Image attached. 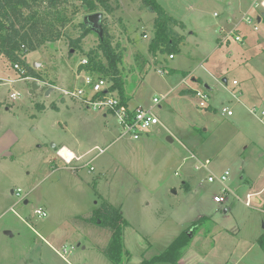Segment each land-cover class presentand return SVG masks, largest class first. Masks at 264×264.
<instances>
[{"label":"rangeland","instance_id":"obj_1","mask_svg":"<svg viewBox=\"0 0 264 264\" xmlns=\"http://www.w3.org/2000/svg\"><path fill=\"white\" fill-rule=\"evenodd\" d=\"M156 1L184 24L169 28L171 37L182 34V50L169 63L168 56L166 59L161 57L167 53L157 54L160 62L182 69L195 68L200 64L199 60H203V55L213 52L216 39L213 34L207 37L205 27L218 19L214 12L219 13L221 3L210 0ZM108 4L109 11H99L103 12V24L107 26L113 45H118V50L123 51L120 70L123 77L126 74L129 76L127 87L132 93L136 92V98L131 101L135 104L151 103L155 96L162 98L169 94L167 99H161L160 107L154 108L161 121L159 126L152 128L157 140L137 148L135 144H140V141L119 137L124 128L113 114L108 113L103 117L102 111L93 110L90 106H86L89 108L86 110L85 105L78 104L71 110L65 108L61 114L55 110L49 111L41 137L42 132L35 134L30 129L27 109L35 104L31 103L27 87H23L21 82L15 84L11 90L20 93L16 104L11 107L8 102L0 104V136L5 135L0 142V264H112L94 244L107 246L109 232L106 235L94 234L91 240L89 226L78 220L79 216H90L97 209H102L105 203L119 207L123 216L132 223L125 241L132 253L129 264H144L143 251L150 243L149 256L161 253L178 234L187 229L192 240L183 253L190 248L185 264H204L203 258L208 259L209 264H264V192L261 195L252 194L251 205H246L247 194L261 190L264 178L257 179L253 186L249 184L250 179H241V169L224 156L233 149V146L230 147L231 136L227 137L229 147H225L221 153L217 151L221 147V137L216 136L214 143L215 133L220 134L225 125H221L220 103L229 100L230 91L235 90L233 87H246L245 73L248 70H228L225 73L228 85L223 83V77L214 78L207 70H198V74L214 87L210 91V102L218 106L217 110L199 107L197 98L192 96L178 98L180 87L176 88L175 84L182 75H173L167 80L169 73L166 65L165 68L157 65L156 69L148 66L147 57L152 55L149 56L147 50L156 29L155 12L142 0H108ZM75 9L77 12H74ZM68 13L69 22L62 28V38L28 54L30 62L37 63V68L42 66L43 60L48 59L57 72L62 70L64 77L68 78L71 74L74 78L72 73L87 59L85 54L98 47L99 35L92 31L80 43L82 50L73 47L71 40L80 35L81 23L89 13L80 0L70 2ZM191 31L195 34H191ZM144 34L148 37L145 38ZM63 61L66 68L62 67ZM6 63L8 67L12 66L8 60ZM0 65L4 66L2 60ZM160 67L163 68V75L158 72ZM9 68L7 71L15 73ZM249 71L255 75L251 79L253 86L260 89L258 75L255 71ZM234 79L240 84L234 86ZM77 86L74 82L71 88ZM9 90V87L0 85L4 99L5 95H9ZM176 94L177 98L174 96ZM225 103L234 107L235 118L250 116L241 105ZM56 118L68 120L70 129L65 131L61 126L53 125ZM250 119L245 122H251L256 128L258 121L253 117ZM162 125L166 128H162ZM159 128L161 131L157 133ZM9 130L12 132L8 133ZM103 131L105 138L100 135ZM228 132L231 130L228 129ZM10 133L17 134V139H20L12 150L8 149L9 145L3 146L6 138L8 140L7 134L11 138ZM172 133L180 136L189 149L199 154L206 153L200 148L214 147L207 152L212 163L207 168L196 169L194 159L189 157L184 160L191 152L179 140H172ZM72 136L78 137L82 149L98 145L106 150L99 154L95 148L83 160L86 163L75 161L67 165L56 156V150L62 140L71 141ZM36 138L41 139L43 147H38L41 143ZM53 144H57V147L54 148ZM61 154L68 161L74 157L73 151L67 147L61 148ZM227 168L230 175L224 184L218 180L208 181L210 172L218 176ZM176 170L180 175H175ZM246 170H249L253 180L259 171L264 173L261 166ZM191 175L194 179L187 180ZM224 187L229 190L224 192ZM18 188L22 189L20 195L11 193V190L17 191ZM175 189L176 193L173 191ZM219 194L225 195L223 203H216L213 199ZM40 207L47 212V216L35 214ZM202 216L206 217L202 224L196 231H191L192 223ZM89 222L94 226L100 225L93 224L91 220ZM95 230L101 229L96 227ZM261 237L263 242L260 241ZM45 239L51 240L53 247Z\"/></svg>","mask_w":264,"mask_h":264},{"label":"crops","instance_id":"obj_2","mask_svg":"<svg viewBox=\"0 0 264 264\" xmlns=\"http://www.w3.org/2000/svg\"><path fill=\"white\" fill-rule=\"evenodd\" d=\"M210 1H216L217 3H219V2L221 3L219 13H217V11L214 12V15H218V19L216 18V20H214L212 25H210V26L207 25L205 27V31L208 35L207 37H211V34H213L214 38L216 39L215 46L213 47V52L203 55L204 56L203 60L202 59L199 60L200 64L198 66H196L195 68L188 70V69H182L178 66H175V67L172 66L171 67L169 64H167V65L162 64L160 62V60H161L159 58L160 56H157V55L153 56L149 52V49H148L147 53L149 54V56L152 55L150 57H147V59L149 61L148 66L150 68L154 67L155 69H156L157 65H159V66L163 65L162 67H164V68L167 66L168 67V73H169V77L167 78V80H169L173 75H180V74L182 75V77H180L175 84L176 88L180 87V89L177 91L180 97H178V95L176 94V95H174L176 98L177 97L178 98L188 97V96H192V97L196 98V96H195L196 90L201 89V88H206L205 83L211 87V88H207L209 90V92L214 89V87L211 86L208 81H206L201 75L198 74V70L200 68L207 70V73L208 74L210 73V75L214 78L223 77V83L225 85H228V82H227L228 79L225 77V73L228 70H230L231 68L232 69L233 68H245L246 70H248L245 73V76L247 78L246 87L244 85H242L239 89L233 87L235 90L230 91L231 95H230L229 100L228 101H222L220 103V104H222L221 105L222 108L224 106H228L230 109H232L233 115H231V116L223 115V113L220 111L221 112L220 116L223 118V119H221V123H222L221 125H223V123H225V125L223 126L224 130L221 131L220 134H219V132L215 133L214 143H215L216 136H217V138L221 137V147L217 150L221 153L222 150H225V147L226 148L229 147L228 146L229 140L227 137L231 136L232 139L230 140V147L233 146V149L229 148L230 149L229 154L225 153L224 156L230 160H233L232 163L237 164V166L241 169V173H242L241 179L242 180L250 179L249 184H251L253 186V184H256L257 179L264 178L263 177L264 173H262V171H259L257 176L254 177V180H253V177L250 176L249 170H246L249 168H250V170H252V168H259L260 166H261V168H264V128H261V126L258 124V123H260L264 126V91L263 92L261 91L264 88V16H262L264 9L261 6L262 0H236L237 1L236 3L231 2V0H210ZM246 17L251 18V23L247 22L244 19ZM225 30L226 31H233L236 34L241 35L243 40L237 41V40L233 39L232 41H227V42L222 41L220 38L221 33H222L221 31H225ZM191 34H195V32L191 31ZM176 37H182V34L179 33ZM182 43H183V37H182V42L180 44L181 50H182ZM200 46H201V44L198 43V47H200ZM157 54L160 55L159 53H157ZM27 55H28V57H26L27 62L33 66V68L36 70L37 73H39L41 75V79L34 78L31 76L20 77L21 75H19V72H17L12 66H9L10 67L9 68L7 63H6L7 59L4 56L0 55V61L2 60V63L4 64V66L0 65V85L3 87H9V89H10L9 93H8L9 95H5V99L3 98V91L0 93V104L1 105H2V103H6V102H8V106H10V107L12 105L16 104V100L19 98L20 93L18 91H15V90L12 91L11 90V88H13L15 84L21 82L23 87H27V92L29 93L31 103L35 104L34 107H29L27 109V110H29L28 116H30V120H31L30 129H32L35 134L36 133L39 134L44 130L43 125L45 122H48V120H47L48 115H49L48 113L51 110H55L58 114H61V112L63 110H65V108H67L66 110H68V109L71 110L72 108H75V106L77 104L80 106L85 105L84 108L86 110L89 109L86 107L87 105L83 101H81L80 99H76V101H74L73 99H71V98H69L63 94L61 95V90H58V88L59 89H75V88H71L74 82L78 84V86L76 88H79V87L83 86V84L85 82V76L90 74V73L86 72L85 70H79V67H78L77 70H75L72 73V76L74 78L71 77V74L67 78V76L66 77L63 76L62 70L57 72L55 69H53L52 61H50L48 59L43 60L42 66L40 68H37V67H34V64L36 63L35 61L30 62V54H27ZM169 55H170V53H167V54H163L161 57L163 59H166V56H168L167 61L169 63V60H171L169 58ZM174 55H175V57L173 58V60L176 59L177 54L175 53ZM164 65H166V66H164ZM62 67L66 68V64L64 61L62 63ZM70 67H71V65H70ZM7 68L14 70L15 73L7 71ZM249 69L252 71H255L256 74L258 75L256 77H258V79L261 81L260 82V85H261L260 89L261 90L259 89V87L253 86L254 83L251 82V79L253 77H255V75L251 71H249ZM162 70H163V68L160 67L158 69V72L163 75ZM180 71H182V72H180ZM128 77L129 76L126 74V76L124 77V78H126L125 82L128 81ZM68 79H69V81H68ZM35 80L39 81V86L35 90L34 93H31L32 88H33L32 85H33ZM234 81H237V80L236 79L233 80L232 83L234 84V86L235 85L237 86L240 84L239 81H237V83H234ZM224 87L226 88V86H224ZM125 89H126V94L129 97L128 102H130L132 105H141V106H145V107H152L153 110H155L154 108L161 106L160 104H161L162 100L160 101V103L158 105L154 104V98L157 96H155L153 98L151 103H149V101H145V102H140L142 104H135L131 100L136 98V92L135 93L131 92L132 90L127 87V82L125 83ZM191 91H193V93ZM11 93L16 94V97L14 99L11 98V96H10ZM244 93L247 96L246 101L243 98ZM168 96H169V94L167 93L166 95H164L162 97L166 98ZM6 98L8 99L7 101H5ZM164 98H162V99H164ZM211 99H212V97H211ZM225 102H228V103L232 102V103H237L238 105H241L248 114L250 113V116H243V117L235 118L234 116H236V115H235L234 107L231 106V104L230 105L226 104ZM210 104H211L210 105L211 109H213V110L218 109L217 105H213L212 102H210ZM22 105H24V103H22ZM38 105H43L45 108L43 110H39L37 108ZM52 105H54V107H52ZM197 105H198V101H197ZM17 107H18V105H17ZM93 110H96V109H93ZM252 110H254V112H252ZM96 111H99V110H96ZM107 114L108 113L102 112L101 116L106 117ZM250 117H253L254 118L253 120H256V122L258 121V123L256 124V128H254V124L251 125V122H249L248 124L245 122L246 120L250 121L251 120ZM53 122H54L53 125H55V126L59 125L65 131L70 129L69 128V122L66 119L59 120V118H56ZM119 124H120V122H119ZM163 127H164V125H162V128ZM164 128H166V127H164ZM228 129L231 130L230 133L228 132ZM156 131H157V133H159L161 131V129L159 128V130H156ZM9 132H12V130H9L8 133ZM154 133H156V132L154 131V129H152L147 134H145L141 139L135 140L130 135L124 133V131H123L119 135V137L125 136V137L131 139L132 141H135V142L140 141L141 142L140 144H135V146L137 148H139L138 146L144 147L145 144H149L153 141L156 142V140H157L156 136L157 135H155ZM10 134H11L10 135L11 138L9 139V135L7 134L8 140L6 138V144L3 146L9 145L8 149L12 150V148L16 144L19 143L20 139H17V134H14V133H10ZM172 134H173L172 140H174V139L179 140L180 144H182L183 147L186 146L188 148V145L184 144V142H183L182 138H180V136H178L176 133H172ZM43 135H44V133L42 132L41 137H43ZM100 135L103 138H105V136H106L105 131L101 132ZM4 138H5V135L4 134L1 135L0 136V142H2L4 140ZM71 138H72L71 141H69L67 139L62 140L60 147L57 148V150H56V156L58 158H60L67 165H71L75 161L82 162L93 149H95L96 147H100L98 145H95L91 148L82 149V148H80V143H79L78 137L72 136ZM36 139H38L37 141L39 143H41L38 145V147L39 148L43 147V143H42L41 139L40 138H36ZM169 139H171V137ZM53 147L56 148L57 144H53ZM64 147L69 148L71 151H73V153L76 157H82V159H80V160L75 159L72 163H67L58 154V150L61 148H64ZM100 148H102V147H100ZM210 148H211L210 146H207L204 149L200 148V150H204L206 152V153H200V154L197 153L196 150L188 148V151L191 152V155L185 157L184 160L186 158L191 157V159L195 160L194 161L195 162V168L198 170H201V169H203L201 166V162H203V161L205 162L206 160H210L209 165L212 163V159H210L209 156H207V154H208L207 152L212 151V149L214 147H212L211 149ZM102 149H103V152H105L106 148H102ZM103 152L99 151V154L103 153ZM214 154H216V153H214ZM201 157H204V159H201ZM88 161H91V159ZM84 163H86V162H84ZM84 163H83V165H84ZM204 168H207V167H204ZM225 171H229V175H230V170L228 168L225 169L220 174L224 173ZM211 174H214V173L210 172L208 174V177ZM175 175L176 176L180 175L179 170L175 171ZM215 176H217V175H215ZM190 178L194 179V176H192V175L188 176L187 180ZM187 180L184 181V184L187 182ZM198 186H200V184H198ZM198 186L196 187V189H198ZM19 189L20 188H18L17 191ZM20 190H22V189H20ZM17 191L11 190V193L16 194ZM173 191H174V193H176V189ZM262 192H264V187L261 190L257 189L256 192H253V193L251 192L248 194L261 195ZM24 199H25V196H24ZM213 199H214V197H213ZM24 202L27 203L28 200L25 199ZM38 209H42L45 212V215L38 214L37 213ZM38 209L35 210V214H37L39 216H43V217L47 216V212L43 208L40 207ZM83 217H89V216H83ZM124 217H125V215H124ZM126 220L129 222V226H127L124 230V251L128 250L130 252V250L125 245V241H126V232L130 228V226H132V223L127 218H126ZM98 222L100 223V220ZM96 227H98L101 230L96 231L95 230ZM88 228H89L88 230L91 231V233H92L89 236L90 239H91V236L94 234H101L102 233L103 235H106L107 232H109V240H110L112 232L109 228L103 227L101 225H96V226H94V225L90 226L89 225ZM109 240H108V242H109ZM45 241L51 247H53L51 244L53 242L51 240L45 239ZM94 244L96 246H98V249L100 251L102 248L106 247V245L100 246L96 243H94ZM151 245L152 244L150 243V245L147 246L145 248V250L143 251V253H144L143 254V260L148 261V260L152 259L154 256L160 254V253H156L154 255L149 256L148 253L150 252ZM169 245H170V243L168 244V246ZM189 249L190 248H188V250L185 252V254L181 257L179 264H185V257L187 255ZM56 251L61 256V253L57 249H56ZM27 254H29V253H27ZM131 259H132V253H131L130 260ZM202 260H203L204 264H209L208 259L203 258ZM129 261L127 262V264L131 263ZM154 264H163V263H154Z\"/></svg>","mask_w":264,"mask_h":264},{"label":"trees","instance_id":"obj_3","mask_svg":"<svg viewBox=\"0 0 264 264\" xmlns=\"http://www.w3.org/2000/svg\"><path fill=\"white\" fill-rule=\"evenodd\" d=\"M73 0H0V55L4 56L12 67L18 63L26 72L23 77H34L41 79V75L36 72L31 64L26 60L27 54L38 48L60 40L63 36L62 28L69 22L68 5ZM156 14L155 32L149 44V52L156 56L157 53L177 54L181 51L180 44L182 37H171L169 28L171 25H182L177 19L171 16L165 8L156 0H142ZM88 13H94L100 9L110 10L108 0H80ZM77 12V9L74 10ZM73 12V13H74ZM104 34L99 36V45L91 49L85 55L86 63L79 65V70L108 78L112 85L110 91H116L122 102L127 103L129 97L126 94L125 78L120 70L123 64V51L118 50V45L114 46L107 26L103 24ZM92 32L84 22L81 23L80 35L71 40V45L82 50L80 43ZM202 82V81H201ZM193 93V91H191ZM54 107V105H52ZM39 110H43V105H38ZM210 108V106L206 107ZM211 109V108H210ZM91 216V217H90ZM89 217L79 216L78 220L85 225L89 220L109 228L112 232L110 240L101 252L112 264H124L129 261L131 253L124 251V230L129 226V222L123 216L119 207L105 203L102 209H97ZM204 216L194 221L190 230L196 229L202 224ZM94 222H93V221ZM190 237L189 229L181 232L176 239L159 255L150 260H145L144 264H179L184 251L188 247ZM263 242V237L260 238ZM125 258V261H124Z\"/></svg>","mask_w":264,"mask_h":264},{"label":"built area","instance_id":"obj_4","mask_svg":"<svg viewBox=\"0 0 264 264\" xmlns=\"http://www.w3.org/2000/svg\"><path fill=\"white\" fill-rule=\"evenodd\" d=\"M261 6L264 9V0L261 1ZM247 22L251 23V18H244ZM221 40L224 42L232 41L233 39L237 41H242L243 38L241 35L236 34L233 31H221ZM144 37L147 38L148 35L144 34ZM175 57L174 54H170L169 58L173 59ZM87 59H84L81 63H86ZM13 68L19 72L20 77H23L26 70L16 63ZM237 83V81H234ZM112 82L102 76H95L92 74H88L85 76V82L83 86L75 89H59L61 90V94L71 98V99H80L87 106H90L96 110L111 113L117 117L120 124L124 128V133L130 135L133 139L139 140L145 134H147L154 126L160 124V118L155 113L152 107H145L141 105H132L130 102L123 103L119 94L116 91H110V86ZM11 98L14 99L16 97L15 93L10 94ZM198 106L199 107H208L210 106L211 94L207 88H201L196 90L195 94ZM164 98V97H162ZM162 98L155 97L154 104L158 105ZM223 115L231 116L233 115V110L228 106H224L221 109ZM254 112V110H252ZM98 151L103 152V149L100 147H96ZM59 156L64 159L67 163H72L75 159L80 160L82 157H74L71 161H68L66 157L61 154V149L58 150ZM210 163V160H206L201 164L202 167H207ZM198 168V167H197ZM93 169V167H91ZM229 177V171H225L224 173L213 176L210 175L208 177V181L214 182L215 180L220 181L222 184L226 182ZM228 190L227 187H224V192ZM21 190L19 189L16 194L20 195ZM251 197L252 194L247 195L246 205H251ZM214 200L217 203H223L225 201V195H216ZM37 213L40 215H45V212L42 209H38ZM62 257H64L61 254Z\"/></svg>","mask_w":264,"mask_h":264},{"label":"water","instance_id":"obj_5","mask_svg":"<svg viewBox=\"0 0 264 264\" xmlns=\"http://www.w3.org/2000/svg\"><path fill=\"white\" fill-rule=\"evenodd\" d=\"M264 16V12L263 15ZM103 12L97 11L94 13H89L85 16L84 18V23L90 27L92 29V31L96 32L100 37L103 36L104 34V27H103ZM37 63L34 64V67H37ZM33 88L31 93H34L35 90L38 88L39 86V81L35 80L33 83ZM205 87L206 88H211L208 84L205 83ZM191 236V233H190Z\"/></svg>","mask_w":264,"mask_h":264}]
</instances>
